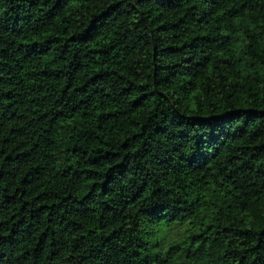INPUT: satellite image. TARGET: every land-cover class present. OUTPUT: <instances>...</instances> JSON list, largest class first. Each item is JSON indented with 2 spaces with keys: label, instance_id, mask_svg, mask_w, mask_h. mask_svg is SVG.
<instances>
[{
  "label": "trees",
  "instance_id": "1",
  "mask_svg": "<svg viewBox=\"0 0 264 264\" xmlns=\"http://www.w3.org/2000/svg\"><path fill=\"white\" fill-rule=\"evenodd\" d=\"M0 264H264V0H0Z\"/></svg>",
  "mask_w": 264,
  "mask_h": 264
},
{
  "label": "rangeland",
  "instance_id": "2",
  "mask_svg": "<svg viewBox=\"0 0 264 264\" xmlns=\"http://www.w3.org/2000/svg\"><path fill=\"white\" fill-rule=\"evenodd\" d=\"M126 250H128V249H126Z\"/></svg>",
  "mask_w": 264,
  "mask_h": 264
}]
</instances>
